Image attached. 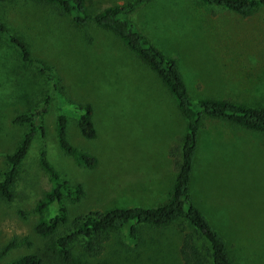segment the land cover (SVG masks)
<instances>
[{
  "label": "rangeland",
  "instance_id": "374dc122",
  "mask_svg": "<svg viewBox=\"0 0 264 264\" xmlns=\"http://www.w3.org/2000/svg\"><path fill=\"white\" fill-rule=\"evenodd\" d=\"M90 2L97 9L121 0ZM16 3L13 7L4 2L0 7L2 16L8 23L21 22L17 29L25 36L32 57H43L46 47L40 48L37 43H50V26L42 23L29 28L23 17L31 11L35 16L52 12L46 7L23 4L21 0ZM133 19L158 48L178 59L186 90L192 98L210 96L211 91L206 89L215 88L235 100L264 105V6L241 16L192 0H155L136 12ZM90 33L93 39L85 44L95 55L87 60L88 70L80 71L76 55L73 62H68L69 50L65 49L63 62L53 61V74L66 86L72 99L80 97L92 103L96 136L81 137L74 117L68 115L67 138L77 148L94 154L97 164L93 169L78 167L58 148L53 131L56 110L52 98L43 118L45 137L41 138L37 132L33 138L19 168L14 199L0 200V252L8 243L13 244L0 255V264L30 252L46 255L44 264H182L177 253L180 234L176 224L160 228L142 226L134 241L127 239L125 229L111 231L102 243V250L91 256L83 251L78 240L70 249L68 261L58 259L51 250L55 247L53 237H40L33 231L37 214L31 208L48 189L47 177L37 164L41 148L60 176L71 185L80 184L83 190L77 202H66L68 223L57 234H62L76 216L89 211L161 204L167 200L175 176L168 148L179 147L183 122L172 114L170 100L161 97L157 89L160 85L155 82L156 87L153 82L155 77L131 59L115 39L98 30ZM75 45H71L74 50ZM50 46V50L55 47ZM0 48H5L1 42ZM4 56L9 59L2 71L8 75L15 69L19 72L12 79L0 80V173L6 168L5 154L15 148L27 129L26 123H13L11 119L41 98L38 89L41 95L48 91V85L38 77L35 68L28 71L13 68L18 62L10 49ZM82 57L88 58L87 52ZM93 67L101 70L100 73ZM13 79L15 84L24 85L21 97L17 92L22 89L14 87ZM140 94L146 95L145 103L137 102ZM201 128L194 181L199 185L206 177L220 179L208 186L211 203L221 208L228 219L234 212L245 218L247 213L253 216L238 224L243 231H248L251 225L259 235L261 230L255 227L258 224L254 220L259 218L264 222V135L218 121L206 122ZM175 130L174 139H168V134ZM229 169H236L241 175L234 186H227L224 179ZM226 199L230 201L228 211L226 205L222 207ZM52 213L50 207L49 214ZM225 240L233 264H264V238L246 245L230 238Z\"/></svg>",
  "mask_w": 264,
  "mask_h": 264
},
{
  "label": "trees",
  "instance_id": "16d2710c",
  "mask_svg": "<svg viewBox=\"0 0 264 264\" xmlns=\"http://www.w3.org/2000/svg\"><path fill=\"white\" fill-rule=\"evenodd\" d=\"M16 1L18 0H0V7L4 2L15 7ZM154 1L127 0L96 10L90 0H21L23 4L46 7L52 12L46 14L43 19L44 25L50 26L49 32L52 37L48 45L45 42L37 43L40 48L46 47L44 56L38 58L32 57L25 36L17 29L18 23L21 22H15L14 25L6 22L0 9V42L5 47L0 48V80L17 76L19 72L15 69L9 71L8 75L7 71H2L6 69L4 63L9 59L4 53L10 49L18 62L13 68L27 71L30 67L35 68L38 77L48 85V91L42 95L38 89L41 98L37 102H31L25 112L11 119L13 123H26L27 129L15 148L5 154L6 168L0 173V200L10 202L14 199L19 168L30 144L37 132L41 138L45 137L43 118L48 112L52 98L55 99L56 110L53 131L58 148L70 156L78 167L93 169L97 164V157L94 154L77 148L67 138L68 115L74 117L81 137L92 139L96 136L91 118L92 103L80 97L72 99L66 86L53 74L55 68L53 61L57 59L63 62L62 56L67 53L64 52L65 49L69 50L68 62H73L76 55L80 71L88 70L87 60L95 55L90 53L85 44L93 39L90 31L98 30L110 35L131 59L158 79L173 99L184 121L179 147L172 145L168 148V154L175 168V176L165 202L149 207L130 206L111 208L104 212L89 211L72 219L62 234L57 232L68 223L66 202H77L83 195L82 186L78 183L69 184L47 159L45 150L43 148L39 150L37 164L47 177L48 189L31 208V211L37 214L33 231L40 237L54 238L55 247L51 250L62 261L71 260L70 249L78 240H81L83 251L91 256L102 250V243L111 231L125 229L127 239L134 241L142 226L160 228L176 224L180 234L177 253L182 264H233L225 239L190 196L194 160L200 142V128L205 118H213L227 123L232 128L264 135V105L254 106L229 97L192 98L186 90L177 58L158 48L138 28L133 19L136 12ZM192 1L204 6H218L241 16L250 15L258 7L264 6V0ZM21 9L28 10L26 7ZM31 12L25 13L23 17L27 27L31 28L34 24L42 25V22L37 21ZM64 39L72 41L65 43ZM76 42L80 45L76 46ZM50 45L55 47L50 50L52 48ZM71 45H75L77 49L74 50ZM57 50L59 52L55 54ZM84 52H87L88 58L82 57ZM93 70L99 73L101 71L95 67ZM15 80L13 79L14 84ZM14 87H18V90L22 89L17 92L21 97L24 85L17 83ZM50 207H53L52 214H49ZM18 212L24 215L21 210ZM12 245L8 243L0 255ZM45 258L47 256L44 254L30 252L5 264H44Z\"/></svg>",
  "mask_w": 264,
  "mask_h": 264
},
{
  "label": "crops",
  "instance_id": "0c3cea01",
  "mask_svg": "<svg viewBox=\"0 0 264 264\" xmlns=\"http://www.w3.org/2000/svg\"><path fill=\"white\" fill-rule=\"evenodd\" d=\"M91 1H94V4H96L99 0H91ZM124 1H127V0H121L120 3L124 2ZM116 3H119V2H112L110 4L104 5L103 7H105L107 5H111V4H116ZM103 7H100L97 9L95 8V9L98 10V9L103 8ZM35 17H36L37 21H40L43 23V19H44L43 17H45V15L37 13ZM177 62H178V59H177ZM178 67H179V64H178ZM179 70H180V67H179ZM151 80L153 81V79H151ZM154 80L155 81H153V82L155 85H156L155 82H157L160 85V89L157 87V85H156V87L158 89V92L162 95L161 97L162 98L166 97L170 100V104L172 106V114L173 115L176 114V116H178L177 118L179 119V121L183 122V125H184V121H183L179 111L175 107L173 99L168 95L167 91L161 86L159 80L156 78ZM199 83L202 84V87L206 86L203 82H199ZM206 90L211 91L210 92L211 95L210 96H204V97H213V98H225V97L228 98L229 97V98L233 99L229 95H226V94L224 95V94L220 93V91L216 90L215 88L206 89ZM146 91H148V90H146ZM215 91H217L218 93H216ZM162 92H163V94H162ZM145 96L140 94V96L136 97L137 102L140 101V104L145 103ZM237 101H239V100H237ZM168 117L171 119V117L169 116V113H168ZM209 121H218L224 125H227V123H224L223 121L213 119V118H205L203 120V124H205L206 122H209ZM201 129L202 128H200V131H201ZM182 132H183V128H182L180 134ZM175 133H176V130L173 134H171V135L168 134V139L169 138H170V140H172V138L174 139L175 135L177 134V133L176 134ZM224 179H225L227 186H234L233 183L237 182L239 179H241V175L239 174V172L236 169H229L228 174L224 177ZM215 181H220V179L216 178V179L210 180L208 177H206L204 180H202V182H200L199 185H197V183H196V181H194V177H193V181L190 185L191 199L196 204V206L199 208V210L207 217L208 221L220 232V234L223 236L224 239L230 238L235 243L246 245L248 243H251L253 240H259V238L263 239L264 237L262 236V233L264 234V222H260L259 218L254 220L258 224L255 227H257L259 230H261V231H258L259 232V235H258L257 231L253 230L254 228L252 229L251 225H249L248 231H246V230L243 231L242 227H240L238 224L240 222L241 223L247 222L248 221L247 218H250L253 216H250L247 213V218H245L241 214L234 212L233 215L228 219L227 215L225 217L223 216L221 208H215V205L211 203V199L208 196V194H209L208 193V186ZM247 201H249V200H247ZM228 202L230 203V201H228V199L223 200L222 207L226 205L225 211L226 210L228 211V206H229ZM225 223H227V224L225 225ZM253 244H250V246Z\"/></svg>",
  "mask_w": 264,
  "mask_h": 264
}]
</instances>
